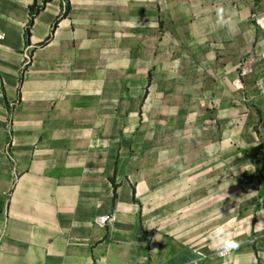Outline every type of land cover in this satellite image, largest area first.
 Returning <instances> with one entry per match:
<instances>
[{"label":"crops","instance_id":"crops-1","mask_svg":"<svg viewBox=\"0 0 264 264\" xmlns=\"http://www.w3.org/2000/svg\"><path fill=\"white\" fill-rule=\"evenodd\" d=\"M261 16L0 0V264H264Z\"/></svg>","mask_w":264,"mask_h":264},{"label":"clouds","instance_id":"clouds-1","mask_svg":"<svg viewBox=\"0 0 264 264\" xmlns=\"http://www.w3.org/2000/svg\"><path fill=\"white\" fill-rule=\"evenodd\" d=\"M211 238L214 244H219L226 247L230 241V234L226 230V225H217L215 228H213ZM193 264H196V262L193 261Z\"/></svg>","mask_w":264,"mask_h":264},{"label":"built area","instance_id":"built-area-1","mask_svg":"<svg viewBox=\"0 0 264 264\" xmlns=\"http://www.w3.org/2000/svg\"><path fill=\"white\" fill-rule=\"evenodd\" d=\"M257 24L259 26L264 27V16L258 17L257 18ZM4 39V35L0 32V41H2Z\"/></svg>","mask_w":264,"mask_h":264}]
</instances>
